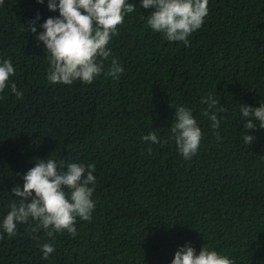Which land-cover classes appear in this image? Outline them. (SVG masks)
Returning <instances> with one entry per match:
<instances>
[{"label":"trees","instance_id":"trees-1","mask_svg":"<svg viewBox=\"0 0 264 264\" xmlns=\"http://www.w3.org/2000/svg\"><path fill=\"white\" fill-rule=\"evenodd\" d=\"M128 2L135 10L109 42L104 72L71 85L48 81L44 44L26 26L39 15L43 31L59 11L48 0L0 5V61L15 68L0 92V225L36 158L94 163L96 177L92 220L77 218L78 235L50 238L33 231L35 220L14 236L0 227V264H171L186 245L264 264V128L245 144L240 111L264 103V0H209L188 47L151 30L142 0ZM112 59L124 68L119 79L106 75ZM209 94L227 109L215 130L201 103ZM174 105L191 110L202 130L188 160L171 138ZM153 131L158 144L143 140ZM44 243L55 249L47 259Z\"/></svg>","mask_w":264,"mask_h":264},{"label":"clouds","instance_id":"clouds-1","mask_svg":"<svg viewBox=\"0 0 264 264\" xmlns=\"http://www.w3.org/2000/svg\"><path fill=\"white\" fill-rule=\"evenodd\" d=\"M44 3V0H38ZM4 0H0V5ZM209 0H142L143 9H152L147 25L156 33H161L170 42H182L190 46L189 37L199 30L209 13ZM135 4L128 0H48L50 11H59L58 16L48 17L37 30L39 15L28 22L27 30L42 41L49 63L47 78L51 84L71 85L76 81L91 84L104 72V64L112 55L108 47L113 36L118 34V26L124 23L126 14L135 10ZM124 72L118 60L112 59L106 73L119 79ZM15 75L11 59L0 61V92L9 86L10 77ZM11 92L23 98L14 82ZM206 103L204 115L215 130L220 127L218 113L227 111L218 107L219 101L209 94L202 98ZM175 106V105H174ZM171 138L184 159H191L198 151L202 130L191 110L175 106ZM240 111L246 120L243 136L245 144H252L255 137L250 130L257 125L264 128V103L259 107L242 105ZM219 139V133H216ZM146 142L160 143L156 132L143 137ZM149 151L151 149L149 148ZM95 164L66 163L52 158H36L35 166L23 174V186L17 184L11 189L18 199L10 204V210L3 218V231L9 236L16 235L17 225L30 220L37 221L34 232L41 229L53 238L57 233L67 232L78 235L77 218L91 222L96 207L92 199L96 177ZM91 185V186H90ZM34 239H39L34 236ZM51 243L41 247L43 258L54 252ZM171 264H234L228 256L210 250L206 245L197 254L190 245L179 248Z\"/></svg>","mask_w":264,"mask_h":264}]
</instances>
